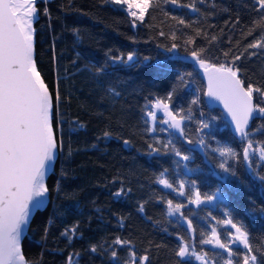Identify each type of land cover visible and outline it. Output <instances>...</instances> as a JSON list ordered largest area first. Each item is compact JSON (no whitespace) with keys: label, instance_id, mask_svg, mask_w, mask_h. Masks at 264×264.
Segmentation results:
<instances>
[{"label":"trees","instance_id":"1","mask_svg":"<svg viewBox=\"0 0 264 264\" xmlns=\"http://www.w3.org/2000/svg\"><path fill=\"white\" fill-rule=\"evenodd\" d=\"M36 7L34 59L53 95L58 149L45 178L46 202L21 239L27 264H69L70 257L71 264H130L131 252L137 260L147 256L145 264H178L182 243L213 264H243L247 250L229 244L232 228L218 223L226 213L248 232L258 264L264 261V160L257 151L243 159L247 140L204 100V82L189 58L203 50L207 63L239 68L245 86L264 89V46L249 47L264 45V12L256 0H159L158 6L153 0L143 21L113 0H37ZM189 38L194 42L185 44ZM173 43L178 46L168 51ZM253 95L264 107V96ZM157 99L185 117L183 135L159 114L151 124L147 113ZM246 130L254 147L264 144V116L255 113ZM222 147L238 154L228 159L234 177L219 167L224 158L215 150ZM162 172L172 189L158 182ZM217 189L222 199L190 202L195 190L203 198ZM169 200L182 205L176 215L168 213ZM213 228L231 257L202 243ZM117 238L128 243L117 245ZM187 262L202 264L191 255Z\"/></svg>","mask_w":264,"mask_h":264},{"label":"snow or ice","instance_id":"2","mask_svg":"<svg viewBox=\"0 0 264 264\" xmlns=\"http://www.w3.org/2000/svg\"><path fill=\"white\" fill-rule=\"evenodd\" d=\"M113 2L127 5L129 14L141 21L148 9L153 6V0H113ZM165 2L175 4L177 0H165ZM256 3L259 5L258 10L264 12V0H256ZM36 4L37 0H0V264H27L22 253L21 237L29 224L32 209L40 208L44 202L43 198L48 192L45 174L49 162L54 160L58 149L57 137L53 129V95L37 70L34 59L33 24L37 17ZM158 4L159 0H157V6ZM189 7L196 10L194 5ZM44 11L47 14V8ZM178 22L184 23L183 20ZM160 35L164 33L161 32ZM171 38L176 40L175 33H172ZM193 42L191 38L185 40V44ZM177 46L173 43L168 51H172ZM260 46L264 45L259 42L249 45L252 48ZM202 51H192L190 55L204 70L207 77L206 94L223 102L224 108L234 122L235 131L239 133L242 141L247 140L242 150L243 159L250 161L255 152L259 151L260 159L264 160V144H261L259 148L254 147L253 141L248 139L249 132L246 130L249 121L254 118V113L264 116V107L253 103V94L260 93L264 96V89L254 87L250 83L245 86L238 75L239 68L207 63L201 58ZM145 59L148 58L145 57ZM235 59L238 60L240 57L237 56ZM127 60L132 61L133 54H129ZM180 79L183 80V76ZM55 99L59 102L58 91ZM167 100H171V93ZM197 102L198 100L192 101L193 104ZM152 107L163 111L164 116L167 117L163 123L177 129L183 135L184 116L179 112L174 113L166 100L157 99ZM147 115L155 123L156 111H149ZM200 127L207 128L208 124L201 122ZM150 130L155 131V128ZM125 143L127 144V141ZM200 143L203 144V139ZM153 151L158 150L153 149ZM173 151L177 156H181L179 150L173 149ZM215 151H219L220 156L224 158L219 167L230 176H236L235 170L228 164V159H235L238 154L231 147H222ZM182 159L188 160L189 157L182 156ZM259 180L264 182V176H259ZM158 182L165 188H173L163 172ZM184 188L185 185L181 182L180 196L186 194ZM193 188H195L194 184ZM193 196L190 202L197 205L211 202L217 196L222 199L220 189L212 195L205 194L203 198L200 191L195 190ZM167 203L169 215L178 212L182 207L180 204L173 205L171 200ZM226 215H229V218L218 223L230 225L232 229H235L233 242H239L247 250L243 256V264H250V262L258 264L257 256L253 254V248L249 243L248 232L242 225L233 222L230 214L226 213ZM188 226L191 227V221L188 222ZM71 231L75 233V228ZM62 235L67 236V230ZM68 238L71 240V237ZM114 243L124 245L128 242L117 238ZM202 243L227 249L228 256H232V250L228 244L221 242L216 228L211 230L209 238ZM92 251H96L95 246ZM111 255L115 260L116 250H113ZM175 255L179 258L178 264H188L187 257L190 255L204 264L206 253L200 255L195 251L190 252L189 245L182 243ZM130 257V264H145L148 260L147 256L137 260L134 252L130 253ZM69 264H71V257ZM227 264H232L231 259ZM259 264H264V261H260Z\"/></svg>","mask_w":264,"mask_h":264},{"label":"water","instance_id":"3","mask_svg":"<svg viewBox=\"0 0 264 264\" xmlns=\"http://www.w3.org/2000/svg\"><path fill=\"white\" fill-rule=\"evenodd\" d=\"M189 58H190V60H191L196 66H197V69H198V71L200 72V75H201L202 80H203V82H204V86H205V88H204V100H205L209 105H211V106H216V107H219V108L221 109V111L223 112V115H224V119H225L227 125L229 126L230 130L232 131V133H234L235 135H238V136H239V133H237V132L235 131V125H234V122H233L232 119H231V116L229 115V113L227 112V110L224 108V104H223V102L220 101V100L215 99L214 97H210V96H208V95L206 94V93H207L208 80H207V77H206L205 74H204V70L200 67V65H198V64L196 63V61L193 59L192 56H190ZM217 66H219V65H217ZM253 103L255 104V100H253ZM254 115H255V113H254ZM250 124H251V120L249 121L248 127L250 126ZM248 127H247V128H248ZM56 154H57V152H56ZM55 157H56V156H55ZM54 160H55V158H54ZM54 160L51 161V162H49V165H48V167H47V171H46V174H45V178H46L47 174L50 172V170H51V168H52V166H53V162H54ZM36 209H37V208H33V209H32V213H31V215H30V219H31V217H32V215H33V213L35 212ZM29 221H30V220H29ZM26 229H27V227L25 228V230H24V232H23V234H22V237L24 236V234H25V232H26ZM22 237H21V239H22Z\"/></svg>","mask_w":264,"mask_h":264},{"label":"rangeland","instance_id":"4","mask_svg":"<svg viewBox=\"0 0 264 264\" xmlns=\"http://www.w3.org/2000/svg\"><path fill=\"white\" fill-rule=\"evenodd\" d=\"M118 5H120L122 8H124V9L127 11V13L129 14L128 9H127V5H125V4H118ZM129 15H130V14H129ZM130 16H131V15H130ZM131 18H133V19H135V20H138V19H136V18L133 17V16H131ZM154 103H155V102H153V103L151 104L150 111H156L157 115L159 114V115L162 116V120L167 119V117L164 116L162 110H156L155 108L152 107V105H153ZM149 119H150V122H151V124H152L153 121L151 120L150 117H149ZM164 124H165V123H164ZM166 125L169 126L168 124H166ZM173 129H174V128H173ZM257 152L259 153V151H257ZM46 199H47V193L45 194L44 202H43L42 205L45 204ZM212 202H213V201H211V202H207V203L209 204V203H212ZM196 205H197V204H196ZM178 212H179V211H178ZM176 214H177V212L173 213L172 215H176ZM228 226H230V225H228ZM230 227H231V226H230ZM217 234H218V233H217ZM234 234H235V229H232L231 233H228V234H227V242H228L229 244H238V245L243 246V245L240 244L239 242H233V236H234ZM218 236H219V235H218ZM219 238H220V237H219ZM220 240H221V239H220ZM221 242H222V241H221ZM211 246H214V247H215L216 245L211 244ZM216 247H218V246H216ZM218 248H219V247H218ZM219 249L225 251L226 254L228 255V251H227V249H221V248H219ZM189 251H190V252L195 251L197 254L204 255V254H202V253L196 251V250L194 249L193 246H190V247H189ZM192 257L195 259V256H192ZM197 261H199V260H197ZM199 262L202 263L201 261H199ZM204 264H213V262H211L210 260H208V259L205 257V262H204Z\"/></svg>","mask_w":264,"mask_h":264},{"label":"bare ground","instance_id":"5","mask_svg":"<svg viewBox=\"0 0 264 264\" xmlns=\"http://www.w3.org/2000/svg\"><path fill=\"white\" fill-rule=\"evenodd\" d=\"M45 198V197H44ZM44 198H43V201H44Z\"/></svg>","mask_w":264,"mask_h":264}]
</instances>
